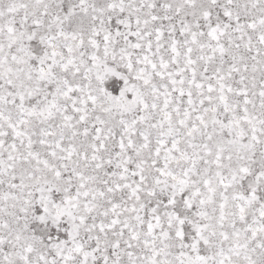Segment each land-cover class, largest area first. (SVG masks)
Masks as SVG:
<instances>
[{
  "label": "snow or ice",
  "instance_id": "1",
  "mask_svg": "<svg viewBox=\"0 0 264 264\" xmlns=\"http://www.w3.org/2000/svg\"><path fill=\"white\" fill-rule=\"evenodd\" d=\"M0 264H264V0H0Z\"/></svg>",
  "mask_w": 264,
  "mask_h": 264
}]
</instances>
